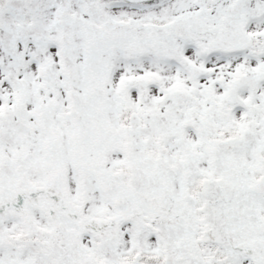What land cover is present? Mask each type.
<instances>
[{
  "label": "snow or ice",
  "instance_id": "6c2138e0",
  "mask_svg": "<svg viewBox=\"0 0 264 264\" xmlns=\"http://www.w3.org/2000/svg\"><path fill=\"white\" fill-rule=\"evenodd\" d=\"M0 264H264V0H0Z\"/></svg>",
  "mask_w": 264,
  "mask_h": 264
}]
</instances>
